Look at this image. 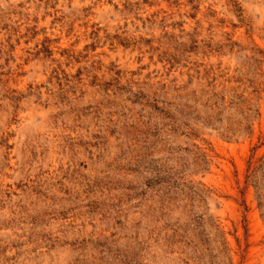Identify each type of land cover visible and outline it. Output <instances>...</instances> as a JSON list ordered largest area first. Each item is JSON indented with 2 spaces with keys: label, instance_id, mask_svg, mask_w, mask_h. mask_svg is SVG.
<instances>
[{
  "label": "rangeland",
  "instance_id": "1",
  "mask_svg": "<svg viewBox=\"0 0 264 264\" xmlns=\"http://www.w3.org/2000/svg\"><path fill=\"white\" fill-rule=\"evenodd\" d=\"M0 264H264V0H0Z\"/></svg>",
  "mask_w": 264,
  "mask_h": 264
}]
</instances>
